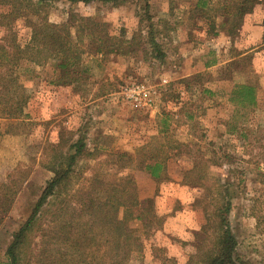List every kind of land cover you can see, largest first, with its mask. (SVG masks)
Listing matches in <instances>:
<instances>
[{
	"label": "rangeland",
	"instance_id": "1",
	"mask_svg": "<svg viewBox=\"0 0 264 264\" xmlns=\"http://www.w3.org/2000/svg\"><path fill=\"white\" fill-rule=\"evenodd\" d=\"M199 1L128 0L118 7L62 1L49 9L52 23L70 22L73 14L92 17L107 23L113 35L120 36L126 30L124 39L137 30L146 36L152 25L167 58L160 64L143 57L110 55L103 59L88 53L84 65L89 80L80 92L51 84L58 75L52 62L43 67L23 64L21 82L30 93L23 120L27 126L0 140V183L20 181L22 186L2 222L0 253L51 179L52 174L41 163L63 131L82 134L88 152L97 153L100 161L108 153L132 152L149 142L166 145L169 140L159 135L160 114L165 111L172 115L167 137L190 149L175 158L176 152L169 153L164 146L172 157L168 162L170 180L159 185L145 173L126 172L136 178L142 201L156 195L157 214L164 218L163 227L144 239L142 252L134 253L128 264H161L165 257L173 264H187L195 245L203 240L201 229L206 219L202 207L209 201L204 200L207 191L182 183L195 156L210 161V177L231 185L233 209L229 220L240 257L264 264V0L234 41L217 32L220 19L213 29L212 20L202 17L196 8ZM7 12V7L0 6V14ZM14 29L18 43L26 46L31 29L22 22L15 23ZM72 33L75 38L79 36L75 29ZM5 35L6 30L0 27V41ZM83 40L87 41L85 37ZM237 53H243L245 60ZM132 84L156 90L152 109L125 100L122 91ZM239 84L258 88L256 107L230 101L234 86ZM9 124L3 121L2 129L6 131ZM95 166L94 159L80 162L86 176ZM104 169L113 173L109 166ZM130 225L141 232L140 221Z\"/></svg>",
	"mask_w": 264,
	"mask_h": 264
},
{
	"label": "trees",
	"instance_id": "2",
	"mask_svg": "<svg viewBox=\"0 0 264 264\" xmlns=\"http://www.w3.org/2000/svg\"><path fill=\"white\" fill-rule=\"evenodd\" d=\"M62 1L114 7L128 2L0 0V6L8 8L7 13L0 14V27L6 30L0 41V140L5 135L18 134L26 125L23 120L30 93L21 82L25 63L43 67L52 62L58 75L51 84L73 87L80 92L89 80V71L84 65V56L88 53L93 52L103 59L120 55L135 59L143 57L146 61L152 59L160 64L166 61L167 55L152 25L146 36L137 30L129 39H124L126 30L120 36L113 35L107 23L92 17L73 14L70 22H50L49 9ZM262 2L216 0L213 4L211 0H200L196 8L203 18L212 20L213 29L216 20L220 19L217 32L226 33L234 41L245 18L255 13ZM18 22L31 29L26 46L18 43L14 29ZM73 29L79 34L77 38L73 36ZM236 56L244 58L243 53ZM187 87L191 89L189 84ZM230 101L242 107H256L258 88L250 84L235 85ZM160 115L159 135L169 140L166 145L149 142L132 152L108 153L106 159L100 161H97V153L88 152L89 145L82 134L63 131L59 141L48 150L47 159L41 163L52 177L27 218L12 233L7 248L0 253V264H128L134 253H141L144 239L163 227L164 218L157 214L156 195L143 201L140 199L137 180L130 173H145L159 185L170 180L168 162L172 157L165 152L164 146L169 153L176 152L175 158L190 149L185 144L170 141L167 134L172 115L165 111ZM3 121L10 123L6 131L1 126ZM83 158L96 161L90 176L80 168ZM209 163L203 156L193 157L192 168L182 182L206 189L208 195L204 200L209 199L202 207L206 219L201 229L204 238L195 245L187 264H253L240 257L238 239L231 228V185L210 177ZM107 166L113 173L104 169ZM21 186L20 181L0 183V229ZM134 220L142 223L141 232L131 227ZM161 264H173V260L161 258Z\"/></svg>",
	"mask_w": 264,
	"mask_h": 264
},
{
	"label": "built area",
	"instance_id": "3",
	"mask_svg": "<svg viewBox=\"0 0 264 264\" xmlns=\"http://www.w3.org/2000/svg\"><path fill=\"white\" fill-rule=\"evenodd\" d=\"M126 101L136 107L152 109L156 103L158 93L145 84H132L122 91Z\"/></svg>",
	"mask_w": 264,
	"mask_h": 264
},
{
	"label": "crops",
	"instance_id": "4",
	"mask_svg": "<svg viewBox=\"0 0 264 264\" xmlns=\"http://www.w3.org/2000/svg\"><path fill=\"white\" fill-rule=\"evenodd\" d=\"M252 17V15H248L246 18H245V21L247 22L248 18ZM245 21H244V24H245Z\"/></svg>",
	"mask_w": 264,
	"mask_h": 264
}]
</instances>
